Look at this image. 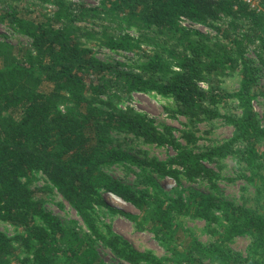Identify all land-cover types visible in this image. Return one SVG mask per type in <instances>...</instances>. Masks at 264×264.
Returning a JSON list of instances; mask_svg holds the SVG:
<instances>
[{
    "label": "trees",
    "instance_id": "1",
    "mask_svg": "<svg viewBox=\"0 0 264 264\" xmlns=\"http://www.w3.org/2000/svg\"><path fill=\"white\" fill-rule=\"evenodd\" d=\"M261 5L257 11L243 0H0V24L30 40L11 51L0 41V221L18 229L14 236L0 230V264H109L45 209L47 188L129 264H264V125L254 106L264 102ZM96 46L124 61L102 60ZM227 76L236 77L235 90L224 86ZM137 92L168 99L166 112L191 126L182 140L127 103ZM218 118L233 135L196 150L195 124ZM114 134L173 153L142 159L115 144ZM226 157L237 159L253 187L250 206L214 193H170L157 182L156 176L184 178L215 188L220 177L212 165L223 169ZM113 165L137 173L146 189L114 178L106 170ZM39 178L45 184L33 187ZM108 195L140 215L115 209ZM104 211L152 232L169 255L138 250L102 223ZM180 217L204 220L210 243L202 246ZM243 236L250 238L246 254L231 248Z\"/></svg>",
    "mask_w": 264,
    "mask_h": 264
},
{
    "label": "rangeland",
    "instance_id": "2",
    "mask_svg": "<svg viewBox=\"0 0 264 264\" xmlns=\"http://www.w3.org/2000/svg\"><path fill=\"white\" fill-rule=\"evenodd\" d=\"M88 3H93L94 0H86ZM183 23L190 25L191 23L184 20ZM196 26L200 30H204L203 27ZM0 41L2 42L4 50L11 51L13 47L18 45H29L30 40L21 33L13 32L12 30L4 27L0 24ZM96 55L102 60L108 62L124 61L115 52L110 51L106 47H94ZM238 85V81L235 76H227L224 78V86L228 90H235ZM207 87L206 84H204ZM136 110L147 114L154 118L159 125H168L173 128L174 134L181 139L182 130L189 128L186 127L185 118L182 116L172 117L170 116L165 107L168 104V99L155 94L153 92H137L134 93L128 102ZM254 106L258 111L261 122L264 125V102L254 101ZM236 111V110H235ZM193 131L198 136L196 142V150L216 145L224 140L230 138L234 133V128L230 123H227L224 119L202 120L195 124ZM115 144L121 148L128 150L132 154H135L139 158H157L164 160L168 155L173 153V149L169 146H158L155 144H146L139 139L131 137L129 135L114 134ZM225 166L223 169L213 166L216 174L219 175V180L215 188L211 187L209 183L202 180L188 181L184 178L180 183L175 182L168 177L156 176L159 186L174 193L177 191H199L204 193H214L222 196L225 199L231 200L237 204H243L250 206L251 198L253 196V187L240 176L241 164L232 157H226L224 159ZM107 172L119 181L132 186L136 190H145L146 185L139 182L138 174L131 169L123 167L121 165H113L108 167ZM135 170H139L135 168ZM43 177V176H42ZM45 181L41 178L36 180L32 186H42ZM46 202L44 207L52 215L57 217L61 223L77 232L85 241L89 242L91 247L101 256V258L109 264H129L118 257H116L108 248L103 246L98 240H96L89 232L81 218L76 211L72 208L67 201H65L56 190L46 189ZM107 200L115 209L131 213L133 215H140V211L128 202L111 195L107 196ZM100 218L102 223L109 225L114 232L121 235L128 241H130L138 250L147 251L151 250L159 256L169 255L165 248L160 244L155 235L147 229L141 228L134 220L127 218L123 214L114 213L110 211L100 212ZM141 220L145 221L144 215H141ZM178 223L181 227L191 233L202 246H207L211 241L210 233L207 231L206 222L201 219H192L188 217H180ZM0 230L8 236H14L18 229L7 223L0 221ZM250 244V238L248 236L238 237L231 243V248L235 251L246 254ZM200 264H212L208 260L202 261Z\"/></svg>",
    "mask_w": 264,
    "mask_h": 264
},
{
    "label": "built area",
    "instance_id": "3",
    "mask_svg": "<svg viewBox=\"0 0 264 264\" xmlns=\"http://www.w3.org/2000/svg\"><path fill=\"white\" fill-rule=\"evenodd\" d=\"M243 2L251 9H254V10H260L262 5H261V0H243ZM185 24V23H183ZM189 27H192V25H188V24H185Z\"/></svg>",
    "mask_w": 264,
    "mask_h": 264
}]
</instances>
